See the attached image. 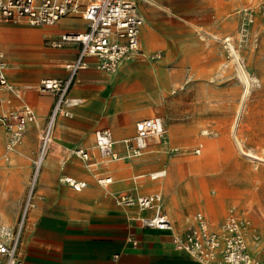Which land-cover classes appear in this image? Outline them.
<instances>
[{"label":"rangeland","instance_id":"obj_1","mask_svg":"<svg viewBox=\"0 0 264 264\" xmlns=\"http://www.w3.org/2000/svg\"><path fill=\"white\" fill-rule=\"evenodd\" d=\"M142 5L141 45L146 56L131 54L130 64L114 72L122 85L109 90L107 97L118 100L116 113L99 118L85 133L83 144L72 148L66 143L58 153L63 160L71 155L82 158L76 150L87 148L91 138L94 149L89 148L91 160L87 162L91 165L78 168L67 163L64 169L60 165L56 174L41 171L35 182L38 133L46 124L47 111L39 116L40 124L31 129L27 126L13 150L7 148L9 139L0 126L5 135H1L0 152V226H17L27 209L22 239L25 244L27 238L31 242L33 235L26 229L38 221L46 206V181H59L63 172L82 177L79 172L89 170L90 177H85L88 186L82 191L66 184V196H83L93 182L100 186L98 177L109 170L114 182L108 194L116 202L122 194L136 197L154 188L137 185H163L164 206L176 223L187 228L186 233L196 212L208 215L210 227L220 230L235 210L244 220L249 249L264 262V0H143ZM26 24L50 31L32 42L41 50L64 48L55 47L52 39L66 30L85 27H79V21L63 27ZM156 53L159 57L154 58ZM58 63L66 66V60ZM149 64L156 78L162 79L158 94L145 82ZM124 70L131 75L122 76ZM153 115L164 120L163 140H151L148 150L139 156L124 157L123 139L135 134L139 119ZM110 121L124 129L121 135L115 132V148L123 156L117 159L103 158L95 147L94 130ZM58 127L56 123L54 136ZM54 144L53 138L50 147ZM103 163L106 166L100 167ZM163 170V176L152 178ZM140 173L143 176L136 178ZM101 190L105 194L106 188ZM31 197L37 203L28 206ZM32 211L39 215L32 216ZM135 220L142 225L139 218ZM25 254L29 252L23 250L22 256Z\"/></svg>","mask_w":264,"mask_h":264},{"label":"crops","instance_id":"obj_2","mask_svg":"<svg viewBox=\"0 0 264 264\" xmlns=\"http://www.w3.org/2000/svg\"><path fill=\"white\" fill-rule=\"evenodd\" d=\"M74 21L82 22V25L79 26L81 28L85 25L83 29L78 30L86 28V21L81 17H65L56 24L63 27L62 24ZM26 23L24 21L20 24L0 23V50L4 51L8 60L7 74L9 80L20 87L22 92L20 97L9 92L3 95L10 97L14 105L25 103L34 108L37 118L29 124L28 127L31 129L32 126L40 124L39 116L43 112L47 111L49 115L55 100L53 93H41L39 91L40 81L46 77H66L68 69L58 62L66 60L67 64L68 61L75 58L78 47L72 44L64 46V48L41 50L32 42L41 35H48L50 31L28 26ZM3 37H6L7 40H3ZM20 40H25L31 45L24 46ZM89 61V66L80 70L76 82L70 89L68 102L65 105L68 114L63 112L57 120L60 131L54 136L56 146L53 150L50 147L43 162L41 171L44 173L56 174L60 165L64 169L67 163L78 168L91 165L92 163H87L91 160L89 148L94 149V144L90 142L91 138L88 139L87 152L89 158L87 160L76 158L75 155L73 157L71 155L68 160H63L59 158L58 153L66 143L72 148L74 144H83L85 133L97 124L98 119L113 115L119 107L118 100H108L107 92L122 85L120 77L114 72L106 74L99 69L94 58ZM130 62L131 56H128L122 65H129ZM129 75H131V71L124 70L122 76ZM145 77V82L155 87L158 94V86L162 84V79L156 78L151 69V64L145 68ZM67 115L69 117H66ZM67 124L72 128H65ZM99 128H110L114 138L115 132L120 135L124 133V129L117 121H110L106 123V126L94 130V138L95 131ZM1 135L4 133L0 129V152L3 148ZM95 155L96 152L93 150V157ZM139 158L137 161H141ZM105 166V163L100 164V167ZM108 171L98 177L100 186L106 188L105 194L102 193L101 187L93 182L83 196L80 194L66 196L68 193L66 184L70 185L65 181L66 177L85 180L87 184L84 188H86L88 180L85 177H90L89 170L80 171L82 177L63 172L59 175V181L50 179L45 182L48 196L45 197L43 204L46 206L38 221L26 229L27 231L30 230L33 239L28 242L27 238L26 244L24 238L22 239V251L27 250L29 252L28 255L23 256L25 264H202L195 256L176 246L173 235L177 232L179 236L183 237L187 228L185 229V226L176 223L165 206L164 210L174 224L173 231H164L138 224L135 217L138 219L142 215L153 214V210H140L137 206L121 205L113 199L112 195L109 196L108 188L114 180L113 175ZM98 175V173L95 174V176ZM104 176L111 177V182L100 183L99 178ZM142 176L143 174L140 173L136 175V178ZM155 183L156 185H137L138 188L154 187L138 195L161 191L164 204V187L158 182L153 184ZM9 195L11 199L14 197ZM32 198L29 199V206L37 203ZM132 211H135L136 214H133ZM37 213L38 211L31 212L32 216H38ZM27 231L24 237H26Z\"/></svg>","mask_w":264,"mask_h":264},{"label":"built area","instance_id":"obj_3","mask_svg":"<svg viewBox=\"0 0 264 264\" xmlns=\"http://www.w3.org/2000/svg\"><path fill=\"white\" fill-rule=\"evenodd\" d=\"M143 0H0V23L27 22L32 25H54L65 17H81L86 21L84 30H71L61 33L52 39L55 47L76 45L75 58L68 61V75L64 78H43L39 83L41 93H53L55 100L39 133V150L34 160V181L36 182L54 138V128L68 98L70 89L76 82L81 69L96 60L99 69L106 73L115 72L122 62L131 54L145 57L140 35L145 23ZM155 57H159L156 53ZM8 60L0 50V125L5 128L9 144L13 150L23 138L27 126L36 120L37 113L29 104L14 105L6 92L21 96V89L11 82L7 74ZM135 134L124 138V157L139 156L145 153L151 140L160 143L164 138L165 124L161 116H150L136 122ZM116 139L110 128H99L95 131V147L102 157L117 159L123 156L115 149ZM78 154L87 156V149L79 148ZM165 171L152 174L158 178ZM112 178L104 176L99 182L106 184ZM75 190H82L87 182L66 177ZM118 203L137 206L140 210H153V214L142 215L139 219L142 226L155 227L159 230H171L172 221L164 210L163 194L156 191L132 196L122 194ZM31 199V198H30ZM27 209L22 221L17 226H0V264H25L22 256V235ZM195 222L186 233L184 241L174 234L176 246L195 256L204 264H264L256 259L249 249L244 231V220L235 211L226 217L222 228L214 230L202 212L194 215Z\"/></svg>","mask_w":264,"mask_h":264},{"label":"bare ground","instance_id":"obj_4","mask_svg":"<svg viewBox=\"0 0 264 264\" xmlns=\"http://www.w3.org/2000/svg\"><path fill=\"white\" fill-rule=\"evenodd\" d=\"M128 57V56H127ZM67 102H68V98H67V100H66V103H65V105L67 104ZM65 105H64V108H63V112L65 113V114H68V111L65 109ZM56 146V144H54V146L52 147V150L54 149V147ZM76 151H78V150H76ZM78 153V152H77ZM249 154H251L250 152H248ZM46 158V157H45ZM82 158L83 159H85V160H87L88 158H89V153L87 152V156L85 157V156H82ZM45 160V159H44ZM44 162V161H43ZM160 173L161 172H163V171H159ZM159 172H157V173H159ZM30 205V202H29V200H28V206ZM172 225H173V228H172V231L174 230V224H173V222H172ZM171 231V230H170ZM181 237V236H180ZM184 237H186V231H185V233H184V236L183 237H181L182 239L184 238ZM200 262V261H199ZM202 263V262H201ZM202 264H204V263H202Z\"/></svg>","mask_w":264,"mask_h":264}]
</instances>
